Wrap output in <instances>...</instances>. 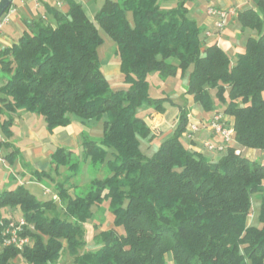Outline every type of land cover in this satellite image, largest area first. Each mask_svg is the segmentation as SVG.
I'll use <instances>...</instances> for the list:
<instances>
[{
    "label": "trees",
    "instance_id": "trees-1",
    "mask_svg": "<svg viewBox=\"0 0 264 264\" xmlns=\"http://www.w3.org/2000/svg\"><path fill=\"white\" fill-rule=\"evenodd\" d=\"M162 1L105 0L92 19L80 4L66 12L48 6L52 21L26 20L17 41L0 49V153L9 164L18 152L8 140L19 111L42 117L48 131L73 116H106L98 140L80 134V156L61 147L51 154L52 171H68L54 184L63 217L52 198L39 200L23 184L0 191V220L11 218L3 210L18 212L26 222L21 236L30 239L22 249L3 247L0 264H57L63 253L72 264H264V164L243 154L264 152V0L237 13L240 28L255 34L234 63L216 43L204 46L202 28L188 17L194 0ZM99 29L115 43L123 89L113 90L102 71ZM152 73L186 78L185 94L204 113L225 105L233 142L217 162L185 144V106L173 133L151 156L142 152L141 142L155 135L139 110L174 105L150 95ZM84 165L89 182L71 195L66 185ZM253 196L259 208L251 220ZM104 205L113 226L80 253L84 224Z\"/></svg>",
    "mask_w": 264,
    "mask_h": 264
},
{
    "label": "crops",
    "instance_id": "crops-1",
    "mask_svg": "<svg viewBox=\"0 0 264 264\" xmlns=\"http://www.w3.org/2000/svg\"><path fill=\"white\" fill-rule=\"evenodd\" d=\"M205 1L208 3L207 6L211 5L210 1L212 0ZM216 1L217 4L214 5L216 8H234L236 10V15L228 17L224 28L221 31L215 32L211 35L215 36L214 43L226 51L230 56L232 63H234L236 61V56L244 50V45L247 38L255 34V32L250 29L242 30L240 28V24L237 21V13L238 11H243L245 9H255V5L253 0ZM104 2L105 0H62L61 7L57 9L66 12L69 9L71 3L80 4L86 16L92 19L95 13L102 7ZM196 2L190 5L189 13L191 15V19L198 21L200 18H202V12L200 9L201 3H199V1L197 3ZM12 4L15 6L16 11L10 16L8 23H6L1 29L0 49L8 47L17 41L22 31L25 29L24 22L26 20H37L42 16L47 18L49 21L53 20L51 15L45 16L47 13V7H54L51 0H39V3H37V0H12ZM161 4L162 7H170L173 2L163 0ZM202 19L204 30L206 31L208 29H212L214 18L209 17L207 13H205V17ZM227 27L230 28L228 29ZM114 55L115 57L113 58H107V56H104V62L101 64L102 71L109 84L110 78L112 76L119 74L118 76L121 78L119 72V59L116 54ZM160 82L165 90L162 91V95L168 96L174 105L172 106L166 104V109L163 113H154L149 108H142L139 110L140 115H146L145 122L155 135V139L147 143L148 146H150L152 149H156L157 146H155L154 141H157L158 144L164 138H167L173 133L178 123L180 108L185 106L188 110V124L192 122H197L199 124V130L194 134V139L192 141L188 140L186 136L183 135V140L186 142L185 144L191 149L202 153L208 160L217 162L222 155L208 153L204 149L203 141L211 140L219 142L220 138L215 135L209 127V121L211 117H206L203 112H199L197 110V105L193 102L192 97L185 94L187 82L186 78L181 79L179 76H175L169 77L166 80ZM173 96L176 99L182 96L184 98L182 100L184 104L180 105L176 103L172 98ZM34 115L35 114L25 111H19L13 117V134L8 141L12 148L17 149L18 152L16 153L15 162L9 166L6 179L0 180V186L2 185L4 190L13 189L17 185L21 184V181L17 179H13V181L15 180L13 184H10L9 182V180L12 178L11 174H13L14 168L20 173L19 175L23 174L24 172L22 166H27L29 169H31L32 174L34 175H36V171H45L46 168H49V170L54 169V165L51 163V154L56 148L61 147L65 149L63 145H73L78 148L81 133L89 134L91 137H94L92 139H99L97 134L89 130L88 125L92 122V120H89L88 124H85L79 119L71 118V123L69 125L65 127H57L52 131H48L43 119L41 121V119H38V117H35ZM224 120L226 121V125L231 126V123L229 122L230 119L226 115H224ZM14 128L17 129V134ZM243 152L249 159H251L249 155L255 154L256 152H261L264 154V152L254 149H244ZM43 180L44 179L38 180V184H43ZM24 183L25 184H23V186L30 184L31 182Z\"/></svg>",
    "mask_w": 264,
    "mask_h": 264
},
{
    "label": "rangeland",
    "instance_id": "rangeland-1",
    "mask_svg": "<svg viewBox=\"0 0 264 264\" xmlns=\"http://www.w3.org/2000/svg\"><path fill=\"white\" fill-rule=\"evenodd\" d=\"M198 2L201 3V14H202V18L205 17V13L206 10L209 6L214 7L215 4H217V1L212 0L210 1L209 6H207V2L205 0H194L193 2H191L190 4H188V10H190V5L194 2ZM196 2V3H197ZM190 13L188 11V17H190ZM200 18V20H196L198 26H200L202 28V32H201V40L204 44V46H208L210 44H213L215 41V36H211L206 38L205 37V33H204V27H203V19ZM228 29L230 27H227ZM99 34L100 37L102 39V43L101 45L98 47V54H99V58H100V62L101 64H103L104 62V56H107V58L109 57H115V43L103 32V30L99 29ZM170 62H175L176 61L174 59H169ZM119 74H117L116 76H112L110 78V84H111V88L113 90H117L119 88H123L125 87L123 81L121 80V78L118 76ZM119 77V78H118ZM156 77V78H154ZM148 80L150 82V95L154 98L159 97V96H163L162 95V91L164 90V88L162 87V84L159 79V77L155 74L152 73L149 77ZM1 83V80H0ZM165 91V90H164ZM165 94V93H164ZM173 100L180 104L183 105L184 103L182 102V100L184 99L182 96L178 97L177 99L173 96L172 97ZM218 108L217 111L219 113H223V110L225 108V105L218 103L217 104ZM197 110L199 112H202L201 109L197 106ZM204 113V112H203ZM206 117H212L213 113L209 112V113H204ZM35 117H38V119L42 118L34 115ZM74 119H78L76 117H72ZM106 119V116L103 115L100 119H94L92 120V122L88 125L89 126V130L94 132L95 134H97L99 136V138L101 137V134L103 132V121ZM85 124H88V121L84 122ZM15 129V128H14ZM15 132L17 134V129H15ZM89 135V134H88ZM90 136V135H89ZM91 137V136H90ZM94 138V137H91ZM97 138V137H95ZM79 140V139H78ZM155 146H157V141H154ZM65 147L66 150H72L75 157L79 156L80 150H81V145L80 143H78V148H76L75 146H69V145H63ZM78 149V152H77ZM141 150L142 152L146 155V156H151L153 154V152L156 149H152L150 146H148L146 141H142L141 142ZM243 154H245L243 152ZM2 157H4V153L2 152L0 154ZM246 155V154H245ZM251 157V159H256L257 161L261 162L264 164V154L261 152H256L255 154L249 155ZM10 164L7 162V160L5 161V163L0 164V180H4L6 179V175L8 173V169H9ZM23 167V174L19 175L20 173L17 171V169L14 168L13 170V174H11L12 178L9 180L10 184H13V182L17 179L19 181H21V184H25L24 182H31L30 184L25 185L24 187L26 189H28L32 194H34L36 196L37 199L39 200H48L51 198V193H56L54 190V184L57 181H61L66 177V174L68 173V171H65L66 168L64 167H60L59 171L55 174V172L51 170H49V168H46V172H49L50 175L52 176V180H43V184H38V177L37 175L32 174L31 169H29L27 166H22ZM92 170L90 169V167L86 168V165H84L83 167L80 168L79 171V176L69 180V182L67 183L66 187L69 189V193L71 195H73V193L75 191H79L80 189L83 188L84 185H87V183L89 182V175H91ZM98 176H102L101 174ZM13 179H15L13 181ZM1 182V181H0ZM75 185L76 186L75 188ZM78 187V188H77ZM44 188H47L50 190V194H44ZM4 190L3 186H0V191ZM57 208H56V212L63 217V204L59 201L58 196L57 198L54 200ZM259 208V203L258 200L256 199V197H252V212H251V220H254V217L257 213V209ZM94 210V209H93ZM4 216L5 217H11L14 220L18 219L20 217V214L18 212H13L10 210H3ZM49 215H51V213H49ZM113 217L111 215V213L106 210V205H104L101 209L95 211L94 210V218L90 221H88L87 223L84 224V241H85V245L84 247L80 250V253H82L83 251L86 250H92L96 248L95 242L93 241V236L97 235L100 231L105 230V229H109L110 227L113 226L112 223ZM100 221H102L101 224ZM14 264H25V262L23 260H21L20 258H17L14 261ZM57 264H72V258L66 254L63 253L60 260L57 262ZM168 264H172V262L170 261Z\"/></svg>",
    "mask_w": 264,
    "mask_h": 264
},
{
    "label": "built area",
    "instance_id": "built-area-1",
    "mask_svg": "<svg viewBox=\"0 0 264 264\" xmlns=\"http://www.w3.org/2000/svg\"><path fill=\"white\" fill-rule=\"evenodd\" d=\"M52 4L55 8H60L62 5V0H51ZM39 3V0H37ZM16 8L11 3L10 6L6 9V11L0 16V32L2 27L8 23L10 16L15 13ZM206 13L209 17L214 18L212 29L206 30L205 37H210L215 32L221 31L228 17L236 15V10L234 8L230 9H222L209 6L206 10ZM209 127L211 131L220 138L219 142L204 140L203 146L204 149L208 153L223 155L227 149V147L233 142V130L232 127L226 125V121L224 120V114L219 113L218 111L213 113L210 121ZM199 130V124L197 122L189 123L186 131L183 135L190 141L194 139V134ZM1 139V135H0ZM234 153L238 155L240 153L239 150H235ZM6 159L0 155V164L5 163ZM50 190L44 188V194H50ZM51 198L55 200L57 196L51 193ZM26 225L25 220L22 217L18 219L10 218V221L4 225L0 220L1 229V241H0V251L3 247H14L17 249H22L25 245L30 243L29 237L21 236L23 232V227Z\"/></svg>",
    "mask_w": 264,
    "mask_h": 264
},
{
    "label": "water",
    "instance_id": "water-1",
    "mask_svg": "<svg viewBox=\"0 0 264 264\" xmlns=\"http://www.w3.org/2000/svg\"><path fill=\"white\" fill-rule=\"evenodd\" d=\"M11 3L12 0H0V16L6 11Z\"/></svg>",
    "mask_w": 264,
    "mask_h": 264
}]
</instances>
